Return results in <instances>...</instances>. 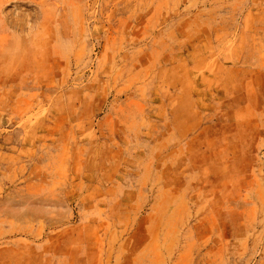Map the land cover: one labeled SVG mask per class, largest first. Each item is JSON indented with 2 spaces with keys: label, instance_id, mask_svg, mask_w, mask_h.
<instances>
[{
  "label": "rangeland",
  "instance_id": "374dc122",
  "mask_svg": "<svg viewBox=\"0 0 264 264\" xmlns=\"http://www.w3.org/2000/svg\"><path fill=\"white\" fill-rule=\"evenodd\" d=\"M0 264H264V0H0Z\"/></svg>",
  "mask_w": 264,
  "mask_h": 264
}]
</instances>
